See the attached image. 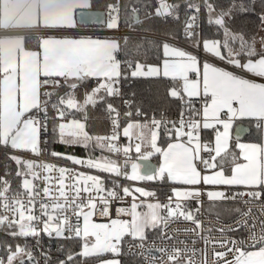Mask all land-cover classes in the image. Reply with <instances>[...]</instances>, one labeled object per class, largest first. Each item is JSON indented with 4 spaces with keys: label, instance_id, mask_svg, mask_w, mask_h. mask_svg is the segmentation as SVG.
<instances>
[{
    "label": "snow or ice",
    "instance_id": "obj_1",
    "mask_svg": "<svg viewBox=\"0 0 264 264\" xmlns=\"http://www.w3.org/2000/svg\"><path fill=\"white\" fill-rule=\"evenodd\" d=\"M91 7V0H0V148L9 152V159L17 165L15 176L21 178V190L13 191L6 178L9 174L0 176V228L6 226L8 235L14 238L38 237L42 232L49 237L55 234L65 239L79 238L83 243L76 256L111 253L118 257L125 237L143 249L149 231H159L161 239H172L165 230L171 221L183 218L194 225L184 231L195 233L203 241L201 259H193L195 248L161 247L157 249L161 255L149 257L148 264H264V220H259L258 236V218L252 214L255 201H261L264 213V143H240L238 138L231 143L230 131L234 121L244 118H254L258 128L264 127V37L246 40L243 35L230 33L224 17L232 9L213 17L214 5L203 0L208 23L224 30V41L197 39L193 27L197 16L192 15L185 22L184 35L192 41V47L202 46L205 56L163 42L159 45L162 55L150 64L139 58L141 45L129 47L128 37L121 43L117 39L67 34L68 29L89 27L86 20L77 21L74 14L77 9ZM180 7L169 0H158L154 15L179 20ZM186 7L196 13L201 10V5L191 0H187ZM107 9L106 27L115 29L120 19L119 4H108ZM240 10L248 9L241 4ZM131 11L133 21L141 23L138 9ZM145 15L147 18L153 13ZM260 20L264 25V14ZM30 37L35 39L34 45L29 43ZM138 77L167 80V95L180 103L179 117L168 120L163 114L160 119L153 115L141 123L132 120L133 112L127 111L124 117L129 122L123 127V135L129 141L135 136L138 142L120 145L121 114L107 98L121 96L120 83ZM88 81H95V86L90 91L85 89L81 101L77 92ZM99 101L107 104L112 116L110 136L90 135L80 119L67 118L69 110H75L86 120L87 107ZM123 103L131 108L132 101L125 99ZM135 115L142 113L137 109ZM49 125L53 140L67 146H91L109 153L122 152L126 157L134 147L143 160L158 154L162 158L158 169L141 175L140 165L132 163L129 175L117 161L105 156L82 159L50 153L73 165L132 181L170 182L172 195L162 203L155 199V192L143 187L132 189L114 181L113 187L107 189L98 174L43 161L40 158L48 143ZM205 129L213 130L214 140L202 139ZM161 130L168 137L163 142L166 146L159 143ZM237 148L239 152L234 150ZM17 152L22 154H13ZM53 172L58 173L56 195L52 192ZM35 181L44 186L38 188ZM203 185L224 187L205 191ZM204 196L214 205H237L224 208L225 212L239 215L236 226L204 229L196 217L200 207L193 210L187 206L192 200L202 205ZM126 197H132V203L127 208H117V218H112V203ZM141 207L147 210L139 211ZM97 213L108 217V221L96 222ZM121 216L130 219H120ZM241 228L249 229L247 239L228 236ZM205 231L208 235H202ZM214 231L219 238L212 235ZM196 243L193 239L192 244ZM209 245L213 249L211 261ZM6 251V259L0 257V264L34 261L32 252L19 244L14 248L7 245ZM74 259L69 252L59 264H69ZM101 264H120V260L106 259Z\"/></svg>",
    "mask_w": 264,
    "mask_h": 264
},
{
    "label": "trees",
    "instance_id": "obj_2",
    "mask_svg": "<svg viewBox=\"0 0 264 264\" xmlns=\"http://www.w3.org/2000/svg\"><path fill=\"white\" fill-rule=\"evenodd\" d=\"M92 7L95 9H107L108 4L119 3L122 8V26L123 28H133L138 30H144L147 28L148 24L151 22L160 21L159 17L154 15L155 0H91ZM194 4L201 5V28L199 31H195L197 39H219L221 42L224 41L225 35L224 30L219 26L208 23V12L207 9L203 7V0H191ZM215 7V11L212 13L213 17L219 14L220 11H228L231 8V12L224 17L225 26L228 28L230 33L243 35L246 40H251L253 37H256L259 27L262 25L260 16L264 14V0H209ZM173 3H178L181 5L178 10L179 20L173 19L170 17V20L183 28L188 15L193 9H188L186 7L187 0H173ZM235 3V7H233ZM243 4L248 10L241 11L240 5ZM132 8L138 9L137 14L141 20V23L136 24L132 19ZM146 13H153L152 16L146 18ZM129 38V47L132 48L135 45H141L140 49V60L147 63H156L157 57L162 55V52L159 50V45H161L163 40L139 36V35H125L122 37L121 43H123V38ZM186 42L192 44V41L185 38V35L181 36ZM30 37L29 43L31 44ZM238 47V41L236 42ZM122 95L119 97H108L107 101L110 102L113 107H115L119 112L125 113L129 109L138 108L141 112L145 113L148 116L151 115H177L180 112V103L179 101L169 97L167 95L166 85L168 84L167 80L154 77H138V78H129L128 80L122 81ZM95 86V81H88L83 87H81L78 92V98H83V93L85 89L88 91ZM126 98L132 99L131 108L124 105L123 100ZM87 119H84L82 113L75 112V110H69L68 119L76 118L83 120L86 124V129L90 135L93 136H104L108 131L111 122L112 116H110L107 110V104L104 101H99L94 107L89 105L86 109ZM127 121H122L121 124L124 126ZM250 132L245 135V138L251 140H260L261 138V127H257V121H250L248 123ZM205 133V132H204ZM206 138H211V132H206L204 134ZM168 137L164 134H161L159 143L162 146ZM48 143L45 147V154L52 157L50 153L52 151L59 152L62 154H74L81 157H101L107 155L109 152L105 149L101 151L99 148H92L91 146L88 149H85L82 146H67L56 142L52 138L51 134V125H49V133L47 136ZM235 150V149H234ZM19 154V153H13ZM128 159H138V154L135 150L131 151L128 154ZM62 158V157H61ZM152 159L159 163L160 156L158 154L153 155ZM129 165V164H128ZM227 167V165H226ZM17 170V165L14 161L9 159V152L5 149L0 148V176H4L5 173L9 175L6 177L11 181V187L18 188L21 183V178L15 176ZM165 189L161 188L157 191L159 195L165 194ZM10 230L6 228H0V238L4 243L13 244L15 240L12 236L8 235ZM152 234L149 233V236ZM82 241L80 239L66 240L64 243V249L60 253V256L66 257L69 252L73 253L75 259L70 264H92L98 262L103 258L109 256L103 254L102 256H90L82 257L76 256V253L81 251ZM121 264H138L136 257L127 254L122 250Z\"/></svg>",
    "mask_w": 264,
    "mask_h": 264
},
{
    "label": "built area",
    "instance_id": "obj_3",
    "mask_svg": "<svg viewBox=\"0 0 264 264\" xmlns=\"http://www.w3.org/2000/svg\"><path fill=\"white\" fill-rule=\"evenodd\" d=\"M170 3H173V0H169ZM158 0H155V7L157 6ZM117 4V3H114ZM119 4V3H118ZM120 7V12H119V25L115 29H108V28H102L100 25H89L88 28H74V29H68L67 34L69 35H81V36H93V37H108V36H115L122 40V37L125 35H139V36H147V37H152L156 39H160L163 41H170V42H176L180 45L184 44L180 39L181 36L184 35V27H180V35L177 36H172L168 33H164L161 31H158L154 28H146L144 30H138V29H133V28H123L122 26V8L121 5L119 4ZM154 7V11H155ZM108 13V10H106ZM192 15H196L197 19L195 21V24L193 25L195 31H199L201 28V10L199 13H196L195 10L193 9L191 13L188 15L187 19H189ZM160 21H168L170 20V17L165 19L163 17H159ZM186 19V20H187ZM107 20H108V14H107ZM189 47L188 45H184ZM190 48V47H189ZM200 55L205 56V53L201 50H196ZM121 94H122V83L119 85ZM127 100L132 101L131 98H126ZM135 109H129V111L133 112V117L131 118L134 121H139L141 123L146 122L147 120H150L153 115L148 116L145 113H142V115H135L136 110ZM120 123L122 121H127L126 118L124 117V113L120 112ZM168 120H176L179 117V114L177 115H167L163 114ZM156 119H160L161 115H155ZM112 122L111 125L108 129V131L104 134V136H110L112 134ZM204 130H202L203 132ZM161 134H163V130H161ZM47 138V137H46ZM208 139H205L207 141ZM138 141L135 139V136L132 137L131 141H129L128 137H125L123 135V126L121 124V130H120V138L119 141L117 142L120 145H128L129 143H132L133 145L137 143ZM45 147V146H42ZM133 150L134 147H133ZM22 154V153H19ZM29 158H34L31 157L30 154ZM105 157H108L114 161H117L118 164L121 166L122 171H127L129 174V165L128 163L125 164V161H128V157H126L122 152L119 154L116 153H108L105 155ZM89 158V157H87ZM45 162L55 164L57 167H67L70 169H75L76 171H83L88 174H98L104 179L105 187L107 189H111L113 187V182L116 181L120 185L127 186L128 185V179L124 178L123 176L116 177L113 174H108V173H100L95 169H88L85 166L81 165H73L71 161H68L64 158H56V157H50L44 153V155L40 158ZM85 159V158H83ZM53 177V182H52V192L53 195L58 194L56 191L57 185H56V177L58 176L57 172H53L52 174ZM68 183V181H65ZM34 183L37 184L38 188H42L44 185L41 181H35ZM205 191L209 190V186L203 185L202 186ZM13 191H20V185L18 188H13L11 187ZM42 195V193H41ZM172 195L170 192L166 193L165 195L161 197H156L160 202L165 203L167 202L168 196ZM39 199V197L37 198ZM144 199V198H140ZM203 204L202 205H197L195 200L187 202V206L190 209H195L196 207H200V212L196 214L197 219H199L202 222V225L204 229H207L209 227L212 228H219L223 226H228L231 225L233 227L236 226V221L240 219L239 215L234 213L231 217H222L219 216V219H217L216 214H212L208 211L207 208V203L210 202L207 198V196H204L203 198ZM132 203V197H126L123 201H114L112 203V212H111V217L112 218H117V208L121 207H129L130 204ZM260 204L261 201H255L254 206H252V214L254 217H257L258 220L256 222V232L257 235L259 236L260 234V224L259 220H264V213L261 212L260 209ZM237 206V205H236ZM240 207L244 208L245 211H247V208L243 205H239ZM38 208V205H37ZM120 219H130L129 216H121L119 217ZM74 219V218H73ZM94 220L96 222H107L108 217H102L99 215V213L96 214L94 217ZM83 223L82 218H81V224ZM249 224H251V221H249ZM37 227H42V225H37ZM189 228H194V225L189 222V221H184L183 218H180L179 220H173L169 223V226L165 230V235L172 237V239H161V233L158 231V233L154 236H148V240L145 242V246L143 249L139 248L137 246V242L133 241L130 237H125V241L122 244L121 250L125 251L127 254L136 257L138 260V264H148V259L149 257L151 258H157L161 255L157 249L161 247H166L169 250L173 246L183 248L187 246L189 249L195 248L197 249L195 255L193 256V259L196 260L197 262L201 259L200 256V249L204 248L203 241L199 240V238L195 235V233H189L185 232L184 229H189ZM67 236L68 234L65 233ZM202 235H208L207 231L203 232ZM213 236L216 238L220 237V234L218 232H213ZM228 236L235 237V238H244L247 239L249 236V229L248 228H241L240 231L238 232H231L228 233ZM15 242L13 244L11 243H4L2 239L0 238V257H4L6 259L7 251H6V246L11 245L13 248L19 244L22 247H26L28 250H30L33 254L34 261L32 264H59V261L61 260H66V257L60 256V253L64 249V243L66 240H74V239H79V238H68L65 239L63 237H56L55 234H53L52 237H49L45 233H41L38 237H19V238H14ZM196 239L197 243L195 245L192 244V240ZM180 241H183L184 243H180ZM212 247L209 245L208 247V259L211 261L212 258ZM217 251H221L223 249L217 248ZM27 264V262H26ZM70 264V263H69ZM80 264V263H79ZM88 264V263H84ZM92 264H99V262H94Z\"/></svg>",
    "mask_w": 264,
    "mask_h": 264
},
{
    "label": "crops",
    "instance_id": "obj_4",
    "mask_svg": "<svg viewBox=\"0 0 264 264\" xmlns=\"http://www.w3.org/2000/svg\"><path fill=\"white\" fill-rule=\"evenodd\" d=\"M91 4H92V2H91ZM78 10V9H77ZM76 10V11H77ZM74 17H75V19H76V12H75V14H74ZM154 24V29H156V30H158V31H161V32H164V33H168V34H170V35H172V36H177V35H180V26L179 25H177V24H175V23H173L172 21H170V20H168V21H159V22H151L150 24H149V26H151V25H153ZM162 28H165V30L164 31H162L161 29ZM81 36V35H80ZM263 36H264V34H263ZM262 36V37H263ZM91 37H93V36H91ZM93 38H101V39H104V38H107V39H117V40H119L120 41V39L119 38H117V37H115V36H108V37H93ZM184 44H182V45H180V44H178V43H176V42H170V41H165V42H168L169 44H171V45H173V46H175V47H179V48H182V49H184V50H187V51H190V52H194V53H197L199 56H201L202 58L204 57V56H202V55H200L198 52H196V50H201V51H203L202 50V46H201V48L200 49H196V48H194V47H192V44H190L189 42H186V40H184L182 37H181V39H180ZM207 40H219V39H207ZM202 41V40H201ZM220 41V40H219ZM31 44L32 45H34V43H35V39H31ZM184 45H188L189 47H187V46H184ZM217 63H219V64H221V66H224L221 62H219V61H216ZM250 121H256L254 118H244V119H238V120H236V121H234V123H233V126H232V129L230 130L231 131V137H232V140H231V143H236L237 142V138H235L234 137V132H235V127H236V125L238 124V123H244V124H247L248 125V123L250 122ZM129 122V121H128ZM144 123V122H143ZM127 124V123H126ZM126 124L124 125V126H126ZM123 126V127H124ZM206 132H211V134H212V137L211 138H206L205 136H204V134ZM201 136H202V139H212V140H214V132H213V130L212 129H205L203 132H201ZM239 142L240 143H264V127H261V138H260V140H251V139H247V138H245V136L243 137V138H241V139H239ZM132 151H133V149H132ZM235 151L236 152H239V149L237 148V149H235ZM18 153V152H17ZM131 153V152H130ZM150 158H152V157H150ZM129 160L130 159H128V164H129ZM134 163H137L138 165H140L139 163H138V161H137V159H134ZM162 162V158L160 157V159H159V163H157V165H158V167H159V165H160V163ZM158 169V168H157ZM131 169H130V165H129V175H131ZM139 172H140V174L141 175H144L142 172H141V165H140V168H139ZM134 181H132V180H129L128 179V185L129 184H131V183H133ZM152 183L151 184H149V186L153 189V192H155L156 193V197H161V196H163V195H165L166 193H168V192H170L171 194H172V192H171V184H170V182H167V181H159V180H153V181H151ZM141 184H142V182H140ZM207 186H209V190H222L223 189V187L224 186H212V185H207ZM161 188V190H166L165 191V194H162V195H159V192H157L159 189ZM155 197V199H157ZM225 207H227V208H233V207H236V205H233V204H227V205H224V204H221V203H219V202H216L215 203V205L213 204V202H208L207 203V208H208V211L210 212V213H212V214H216L217 215V213H219L220 215L219 216H222V217H231L233 214H234V212H225L224 211V208ZM145 207H141L140 209L142 210V209H144ZM146 209V208H145ZM147 210V209H146ZM149 233H151L152 235L151 236H154V235H156L157 233H158V231H149L148 232V236H149Z\"/></svg>",
    "mask_w": 264,
    "mask_h": 264
},
{
    "label": "water",
    "instance_id": "obj_5",
    "mask_svg": "<svg viewBox=\"0 0 264 264\" xmlns=\"http://www.w3.org/2000/svg\"><path fill=\"white\" fill-rule=\"evenodd\" d=\"M76 19L77 21L84 19L89 25H104L107 22V11L105 9L95 8L78 9L76 11ZM249 132L250 128L247 124L238 123L235 127L234 137L241 139ZM137 161L141 165V172L144 175L151 174V172L158 168L157 163L152 158L143 160L138 157Z\"/></svg>",
    "mask_w": 264,
    "mask_h": 264
},
{
    "label": "rangeland",
    "instance_id": "obj_6",
    "mask_svg": "<svg viewBox=\"0 0 264 264\" xmlns=\"http://www.w3.org/2000/svg\"><path fill=\"white\" fill-rule=\"evenodd\" d=\"M108 21V20H107ZM171 21V20H170ZM156 22H159V21H156ZM107 23V22H106ZM106 23L104 24V25H100V27H102V28H107L106 27ZM150 24V23H149ZM149 24H148V26H147V28H154V24L153 25H151V26H149ZM162 31H164L165 30V28H162L161 29ZM263 34H264V25H261L260 27H259V30H258V32H257V35H256V40L257 41H259V39H260V37H262L263 36ZM257 46H259L258 44H257ZM83 99V98H82ZM82 99H80L81 101H82ZM82 122H84L83 120H81ZM85 123V122H84ZM87 130V129H86ZM66 155H72V156H75V157H77V158H85V159H88L87 157H81V156H78V155H74V154H66ZM135 161H134V159H130L129 160V165H130V169H131V165H132V163H134ZM132 170V169H131ZM140 182H142V184L140 183ZM152 182L151 181H140V180H137V181H134L133 183H131V184H129V185H127L128 187H130V188H132V189H134V188H136V187H143V188H145L146 190H149V191H153V189L149 186V184H151ZM138 195V194H137ZM137 202H139V201H137ZM139 211H146V209L144 208V209H138ZM108 255L109 256H107V257H105V258H103L102 260H106V259H113V258H116V259H119L120 260V264H121V256H122V250H121V254L118 256V257H113V255L111 254V253H108ZM102 260H100V261H98L99 262V264H101V261Z\"/></svg>",
    "mask_w": 264,
    "mask_h": 264
}]
</instances>
